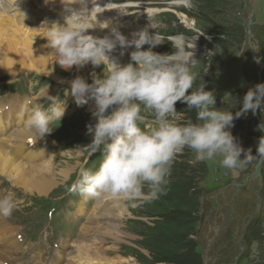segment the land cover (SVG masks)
<instances>
[{"label": "rangeland", "instance_id": "obj_1", "mask_svg": "<svg viewBox=\"0 0 264 264\" xmlns=\"http://www.w3.org/2000/svg\"><path fill=\"white\" fill-rule=\"evenodd\" d=\"M109 3L112 9L117 10L111 11L112 16L117 12L122 15L117 24L111 26L112 29L123 35L127 33L129 38L132 32L152 25L153 28L149 27L150 34L156 32L165 37L153 49L155 52L171 53L174 49L170 40L179 37H183L187 44L195 42L193 58L197 62L194 70L199 72V76L193 90L203 79L205 89L215 94L216 108L230 109L235 113L248 89L264 82V0H193L195 6L191 9L177 4L176 0H112ZM249 20L251 25H248ZM104 22L98 23V26ZM124 58L130 62L126 51ZM18 65L16 63V67ZM55 67V75L61 80L74 79L78 71L72 67L69 72L57 63ZM92 67L90 64L86 71L89 83L95 77L102 78L104 75L103 65L95 71ZM5 70L1 69L0 74V102L18 97L23 101L30 99L33 108L41 103L45 109H54L52 106L62 104L63 100L66 105V86L59 87L56 94L52 93L54 100L48 99L46 92L42 94L47 96L39 100L35 98L50 80L42 72L23 70L10 74ZM47 92H52L51 87L47 88ZM175 108L186 111V104L178 101ZM184 115L195 121L194 111ZM89 122L92 118L85 116H68L61 118L60 122L53 119L50 126L54 130L37 139H53L57 145L46 143L41 146L37 140L34 142V146H41L46 153L54 151L52 155L56 158L57 169L71 166V170L68 167L67 174L63 175L55 170L56 185L51 187L55 189L60 184L58 181L67 179L63 187L67 193L52 198V203H57L56 209H51L49 214L52 217L50 221L47 207L42 205V200L50 194L35 199L34 195L17 189L16 193L23 198L12 215L5 218L7 222L24 221V208L33 203H38V206L28 214L30 218L36 217L31 218V224L23 229L22 245L16 251L18 255L15 259L18 260L10 264H29L38 259L43 260L39 264L44 263L47 255L57 248L49 245L55 241L59 244L65 240L73 241L84 230L83 225L92 210H99L98 204H93L94 198H84L75 189L70 191L78 178L70 176L78 174L72 170L73 166L76 168L83 163L73 161L67 149L75 148L78 152L91 149L87 145L92 139L86 130ZM261 122H264V112L258 110L253 114L249 111L235 119L230 129L240 146L245 150L251 149L254 155L252 162L243 168L227 169L221 165L219 157L197 161L195 153L185 148L173 161L165 193L158 199L120 198L117 204L128 209L118 215L125 236L111 235L108 228L101 229L104 241L98 246L109 254L123 255L125 262L103 260L102 264H264V160L255 156L257 143L264 136V131L258 130ZM71 135H77L81 140L76 141ZM92 155L90 163H97L100 153ZM241 156L243 158V153ZM256 167L260 171V179L254 175ZM11 183H2V196L14 193ZM112 204L111 208L117 207V204L113 207ZM81 206L83 209L79 212ZM75 221L79 222L74 224ZM63 228L67 231L66 237L60 235Z\"/></svg>", "mask_w": 264, "mask_h": 264}, {"label": "clouds", "instance_id": "obj_2", "mask_svg": "<svg viewBox=\"0 0 264 264\" xmlns=\"http://www.w3.org/2000/svg\"><path fill=\"white\" fill-rule=\"evenodd\" d=\"M85 3L71 0L64 4L68 10L64 23L53 21L50 27L44 26L47 46L55 51L60 67L104 66L102 78L95 77L89 83L77 76L64 93H70L78 106L89 99L94 101L95 123L86 126L92 137L87 145L90 155L100 152L103 157L95 171L80 169L73 185L76 191L93 198L107 194L129 200L158 199L165 193L173 161L185 148L195 153L197 161L219 157L227 169L243 168L252 162L251 149H243L230 129L235 119L249 111L264 112V82L248 89L235 113L216 108L215 94L205 89L203 79L193 90L199 76L194 70L195 42L187 44L183 37L170 40L174 50L162 54L153 49L165 37L150 34L152 25L132 32L131 38L116 29L103 37L91 35L87 32L92 26L85 21ZM176 3L189 9L195 6L193 0ZM74 4L80 7L73 8ZM107 26L104 23L103 27ZM117 48L120 56L126 49H134L129 53V63L121 65L112 55ZM47 88L35 98L47 96L42 94ZM178 101L186 104V111H177ZM64 104L63 100L56 109H45L40 103L32 109L26 130L35 135V140L54 130L50 125L53 119L60 122ZM193 111L195 121L184 115ZM143 124L147 126L141 127ZM258 130L264 131V122ZM255 156L264 160V136L257 143ZM16 206L15 193L0 196V217H10Z\"/></svg>", "mask_w": 264, "mask_h": 264}, {"label": "bare ground", "instance_id": "obj_3", "mask_svg": "<svg viewBox=\"0 0 264 264\" xmlns=\"http://www.w3.org/2000/svg\"><path fill=\"white\" fill-rule=\"evenodd\" d=\"M109 2V0H86L85 7L88 13L85 21L91 25L94 19L103 18L104 23L108 25L103 27L104 23L100 26L92 24L94 28L87 30L89 34L99 37L108 35L111 32V26L117 24L116 22L122 18L118 12L115 16L111 15L112 10L114 12L117 10L112 9ZM70 3L71 0H48L47 3L45 0H0V74L3 68L10 74L16 71L36 70L48 76L51 81L58 82L69 89L71 80L69 78L61 80L55 75L57 57L55 51L47 46V29L44 26L50 27L53 21L64 23V16L68 14L64 4ZM72 7L79 8L80 6L74 4ZM106 14L109 15L104 16ZM127 35L126 33L125 36L128 37ZM133 50L129 48L125 51L130 53ZM119 51L117 48L112 55L121 65L127 64L128 59L124 58V55L120 56ZM16 63L20 65L16 67ZM89 66L90 64H85L80 68L73 66L78 69L76 77L81 76L86 80V71ZM97 68L98 66L92 67L94 71ZM67 74L71 75V73ZM68 96L71 95L68 94ZM92 101L89 99L88 102ZM16 102L13 101L7 106L0 102V175H2L0 176V196H2V183L10 181L13 183L10 185L11 189L20 188L25 194L44 197L50 193L49 190L55 183V170L63 175V173L67 174L71 166L61 170L57 169L58 164L55 162V157L45 159L41 157L43 155L40 154V149H30L32 142L35 141L34 134L26 130V122L32 111L31 102L23 101L21 104L19 102L14 104ZM87 108L93 109L94 103ZM77 154L75 149L68 152L75 162H77ZM121 199L107 194L97 198L98 203L95 201L94 205L98 204L99 210L92 211V221H87L83 225L84 230L78 234L77 239L72 241L68 252L70 257L68 264H102L103 260L112 263L125 262L123 255L109 254L98 246V243L101 244L104 241L100 233L101 229L108 228L111 235L125 236L121 231L118 215H122L128 209L117 204V201ZM111 203L117 204V207H113L112 204L113 208H111ZM16 236L13 226L5 218L0 217V264L17 262L16 251L21 247V242ZM31 264H37V261L33 260Z\"/></svg>", "mask_w": 264, "mask_h": 264}, {"label": "water", "instance_id": "obj_4", "mask_svg": "<svg viewBox=\"0 0 264 264\" xmlns=\"http://www.w3.org/2000/svg\"><path fill=\"white\" fill-rule=\"evenodd\" d=\"M252 24V22H250V20H249V22H248V25H251ZM249 28V26H247V29ZM254 175L257 177V178H261L260 177V171L257 169V167L255 168V171H254ZM259 185H261V184H259ZM258 185V186H259ZM260 187V186H259ZM259 197V196H258ZM259 205V204H258ZM256 211V210H255ZM255 211L253 212V213H255ZM251 216H249V218H250Z\"/></svg>", "mask_w": 264, "mask_h": 264}]
</instances>
